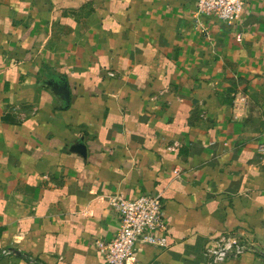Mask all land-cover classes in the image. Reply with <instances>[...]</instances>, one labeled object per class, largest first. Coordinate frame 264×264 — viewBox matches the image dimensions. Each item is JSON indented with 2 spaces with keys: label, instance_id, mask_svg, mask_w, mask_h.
I'll list each match as a JSON object with an SVG mask.
<instances>
[{
  "label": "crops",
  "instance_id": "crops-1",
  "mask_svg": "<svg viewBox=\"0 0 264 264\" xmlns=\"http://www.w3.org/2000/svg\"><path fill=\"white\" fill-rule=\"evenodd\" d=\"M195 9L0 0V264H107L108 197L145 192L162 194L167 246L126 264H206L230 232L258 251L219 264H264V0L233 25Z\"/></svg>",
  "mask_w": 264,
  "mask_h": 264
},
{
  "label": "built area",
  "instance_id": "built-area-1",
  "mask_svg": "<svg viewBox=\"0 0 264 264\" xmlns=\"http://www.w3.org/2000/svg\"><path fill=\"white\" fill-rule=\"evenodd\" d=\"M248 0H196L195 13L211 16L232 24L240 19ZM237 40L241 35L237 34ZM248 95L237 90L230 106V118L239 121L246 116ZM109 206L116 212L119 229L109 241H97L99 253L107 264H126L136 245L167 246L164 234L166 223L163 214V197L160 192H145L126 197L114 194L108 197ZM247 251H258L244 233H225L217 236L205 248L206 264H219ZM260 252V251H259ZM3 250L2 255H10Z\"/></svg>",
  "mask_w": 264,
  "mask_h": 264
}]
</instances>
